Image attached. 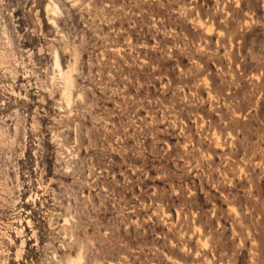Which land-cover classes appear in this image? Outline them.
Wrapping results in <instances>:
<instances>
[{"label": "rangeland", "instance_id": "1", "mask_svg": "<svg viewBox=\"0 0 264 264\" xmlns=\"http://www.w3.org/2000/svg\"><path fill=\"white\" fill-rule=\"evenodd\" d=\"M76 258L264 264V0H0V264Z\"/></svg>", "mask_w": 264, "mask_h": 264}, {"label": "bare ground", "instance_id": "2", "mask_svg": "<svg viewBox=\"0 0 264 264\" xmlns=\"http://www.w3.org/2000/svg\"><path fill=\"white\" fill-rule=\"evenodd\" d=\"M57 59V58H56ZM57 66L59 67L60 69V65H59V62H58V59H57ZM60 76L61 78L64 80V83H65V95H66V98L69 99V91H68V87L71 85V82H72V76L70 74V71L69 70H61L60 69ZM80 258V257H79ZM78 258V259H79ZM77 258L76 259H72L70 261L71 264H79V260Z\"/></svg>", "mask_w": 264, "mask_h": 264}]
</instances>
